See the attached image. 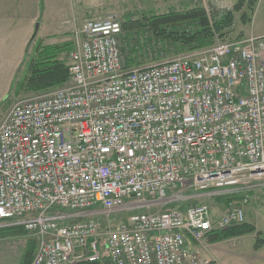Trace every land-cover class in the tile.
<instances>
[{
  "label": "built area",
  "instance_id": "2783aa9c",
  "mask_svg": "<svg viewBox=\"0 0 264 264\" xmlns=\"http://www.w3.org/2000/svg\"><path fill=\"white\" fill-rule=\"evenodd\" d=\"M121 36L116 16L82 22L69 84L0 123V223L35 241L30 264H210L194 244L264 187V34L129 69ZM238 194L218 218L168 208Z\"/></svg>",
  "mask_w": 264,
  "mask_h": 264
},
{
  "label": "rangeland",
  "instance_id": "374dc122",
  "mask_svg": "<svg viewBox=\"0 0 264 264\" xmlns=\"http://www.w3.org/2000/svg\"><path fill=\"white\" fill-rule=\"evenodd\" d=\"M45 1L52 12V20L50 19L48 26L52 23L50 30L58 31L52 33L45 32V34H42L43 36L47 35L49 39L34 37V40H31L28 44L23 68H21L18 73H11L9 75V81L6 79L0 82V123L16 101L43 96L55 90L52 89L40 93H27L21 88L18 90V88L23 79L29 75L30 61H36L38 59V51L48 46H62L65 43L72 42V32L80 27L81 23L85 20L116 16L121 24H124L126 21H136L144 16L183 12L195 7H201L211 15L214 12L231 10L240 2L239 0ZM248 2H250V0H243L242 13H246L249 22L243 25L239 21L240 14L236 15V23L231 32L225 37L226 39H215L212 45L235 40L239 36L244 38L247 36H259L264 34V0H256L254 7L251 9H249L250 6ZM57 24L59 29L57 28ZM120 47L123 66L127 67L128 59H132L134 60V64H136L132 68L155 66L171 61L178 56L192 51L188 49L185 52H177L170 47L167 48L164 43L157 41L153 34L147 30L130 33H126V31L123 30ZM132 49L135 53L130 52ZM69 52L68 50L58 56L59 59L64 61L67 65L69 64ZM226 196L227 198H225ZM235 196H237L236 199H229H232V202L236 203L242 200V195L238 194ZM248 196V204L243 205L245 220L248 225L254 227L255 232L216 243H209L208 239H204L202 245H199V247L196 246L197 244H194L195 246L193 248L199 251L202 259L210 261V264H264V187H260L256 191L249 193ZM228 197L229 195H220L219 197L212 198H194L182 205L170 206L168 208L184 210L192 206L209 204L214 208V217L218 218L225 213ZM163 210H165V208ZM126 218L127 213H115L111 218L112 221L110 225H118L119 222H123ZM8 227L6 223L0 224V230ZM100 227L103 230L106 225L101 223ZM8 229H13L14 232L22 233L19 227ZM30 241H32V239L28 237L27 243H30Z\"/></svg>",
  "mask_w": 264,
  "mask_h": 264
},
{
  "label": "trees",
  "instance_id": "16d2710c",
  "mask_svg": "<svg viewBox=\"0 0 264 264\" xmlns=\"http://www.w3.org/2000/svg\"><path fill=\"white\" fill-rule=\"evenodd\" d=\"M233 9L214 12L209 15L201 7H195L183 12H170L163 15L144 16L136 21H126L121 24L126 33L147 30L154 38L172 48L177 52L200 50L211 46L215 39L225 40L236 23V15L240 14L239 21L244 25L249 22L246 13H242L243 0H239ZM256 0H250L249 9L253 8ZM237 37L236 39L241 38ZM34 38V37H33ZM73 43L68 42L62 46H48L38 51V59L31 60L29 64V75L25 77L20 87L27 93H40L52 89L64 87L70 82L69 64L59 59V55L71 51ZM166 48V49H167ZM135 53L133 49L130 51ZM134 60L128 59L127 69L135 66ZM237 198V197H233ZM229 198L226 203L231 202ZM253 226L244 223L242 225L227 228L225 230L213 231L207 237L209 243L221 242L224 240L240 237L254 233ZM35 251V241L27 243L22 264H30ZM99 264V263H81Z\"/></svg>",
  "mask_w": 264,
  "mask_h": 264
},
{
  "label": "crops",
  "instance_id": "0c3cea01",
  "mask_svg": "<svg viewBox=\"0 0 264 264\" xmlns=\"http://www.w3.org/2000/svg\"><path fill=\"white\" fill-rule=\"evenodd\" d=\"M50 19L52 12L45 0H0V82L9 81L11 73L23 68L33 37L49 39L42 34L58 31L50 30ZM8 228L0 230V264H22L28 237L22 229L17 233Z\"/></svg>",
  "mask_w": 264,
  "mask_h": 264
}]
</instances>
